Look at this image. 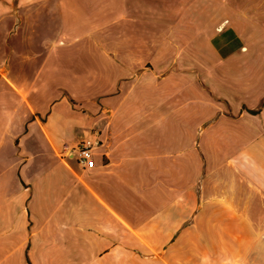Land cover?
I'll return each mask as SVG.
<instances>
[{
	"label": "crops",
	"instance_id": "obj_1",
	"mask_svg": "<svg viewBox=\"0 0 264 264\" xmlns=\"http://www.w3.org/2000/svg\"><path fill=\"white\" fill-rule=\"evenodd\" d=\"M0 264H264V0H0Z\"/></svg>",
	"mask_w": 264,
	"mask_h": 264
},
{
	"label": "built area",
	"instance_id": "obj_2",
	"mask_svg": "<svg viewBox=\"0 0 264 264\" xmlns=\"http://www.w3.org/2000/svg\"><path fill=\"white\" fill-rule=\"evenodd\" d=\"M65 155L75 159L85 171H92L97 167L93 145L86 140L73 149H67Z\"/></svg>",
	"mask_w": 264,
	"mask_h": 264
}]
</instances>
